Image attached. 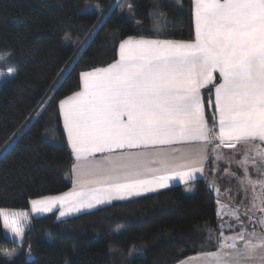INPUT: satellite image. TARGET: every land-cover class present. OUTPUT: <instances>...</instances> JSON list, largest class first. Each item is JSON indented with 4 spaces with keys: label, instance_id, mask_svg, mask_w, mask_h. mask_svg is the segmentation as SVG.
Instances as JSON below:
<instances>
[{
    "label": "trees",
    "instance_id": "16d2710c",
    "mask_svg": "<svg viewBox=\"0 0 264 264\" xmlns=\"http://www.w3.org/2000/svg\"><path fill=\"white\" fill-rule=\"evenodd\" d=\"M116 1L0 0V212L28 213L22 239L0 215V264H175L215 244L200 247L218 224L204 179L190 195L176 185L63 220L32 213L31 200L72 186L60 102L79 90L81 73L115 61L133 35L194 38L192 0H162L159 9L154 0H124L139 23ZM11 248L20 255L3 260Z\"/></svg>",
    "mask_w": 264,
    "mask_h": 264
},
{
    "label": "snow or ice",
    "instance_id": "6c2138e0",
    "mask_svg": "<svg viewBox=\"0 0 264 264\" xmlns=\"http://www.w3.org/2000/svg\"><path fill=\"white\" fill-rule=\"evenodd\" d=\"M160 6L154 0L153 7ZM194 18V40L128 37L119 43L114 62L82 73V88L60 102L79 162L73 165L77 187L32 200L33 213H49L59 204L65 216L167 188L176 178L187 182L204 171L206 148L199 159H189L165 146L218 141L216 148H235L264 142V0H194ZM209 84L214 99L210 96L208 104L215 107L211 127L201 91ZM256 157L238 161L244 169L241 183L247 181L254 192L264 184V152ZM249 165L257 171L255 180ZM259 199L264 212V193ZM0 215L4 228L22 239L28 213ZM234 215L239 231L225 237L209 230L200 247L215 241L216 250L202 251L187 264H256L258 258L264 264V220L249 230L239 213Z\"/></svg>",
    "mask_w": 264,
    "mask_h": 264
},
{
    "label": "crops",
    "instance_id": "0c3cea01",
    "mask_svg": "<svg viewBox=\"0 0 264 264\" xmlns=\"http://www.w3.org/2000/svg\"><path fill=\"white\" fill-rule=\"evenodd\" d=\"M192 11H193V28H194V38H195L194 0H192ZM141 36L143 35H133L130 37L139 38ZM143 37L152 38V39H162V40H165V39L166 40H176V41L194 40V38L188 40V39H172V38L149 37V36H143ZM117 58H118V55H117ZM102 67H105V66H102ZM87 71H90V70H87ZM82 73H81V87L79 88V90L82 88ZM214 83L215 84L220 83V77L218 74L216 75V80L214 81ZM201 91L204 97L205 114L209 121V116H210L209 114L215 111L214 105L209 106L208 104V99L210 96L212 99H214V86L213 84H209L205 88H203ZM60 112H61V120H62V125H63V109L61 107H60ZM210 125L211 124L209 122V126ZM64 131H65L68 144L71 148V143L68 140L66 128H64ZM217 143L219 142L213 141L208 144H203L201 142H186V143L174 144L171 146H165V149L169 151H171L172 149H179L180 152L186 157H188L189 159H199V157L204 154L202 150L205 148L207 149V160L204 161L203 163L204 171L202 173H199V172L196 173L195 179L184 182V181H181L180 178H176L175 180L170 182L167 188L158 189L155 192L142 193L139 196L128 197L123 200H112L104 204L96 205L94 208H84V209H81L79 212H69L65 216H60L61 208L59 204L55 208H53L51 212H54V211L57 212V220H63V219H67L69 217L76 216L82 213L97 210L101 207L111 205L115 202L128 201V200L136 199V198L148 195V194H155V193H158L160 191H163L165 189H168L176 185H182L185 192L190 195L192 192L191 183H193L197 179H204L209 183V186L216 197V206H217V223H218L217 228L215 229L211 228L209 230H211L215 235H219L222 232L225 237L232 236L234 234L233 230L239 231V229H231L227 227V225L238 223L234 215V213H237V212L240 215V219L244 221L245 224H247V226L249 227V230H251L253 224H255L257 229H259L260 227L259 221L264 220V212H261L259 210L262 206L259 196L261 193H264V184L257 185L255 188V192H254L251 185L245 182L242 184L240 183V181L237 180V178H240L242 175H244V169L238 164V161L244 159L245 155H247V158L249 160L259 159L258 157L256 158V153L264 152V142H260L259 140H257L255 142H249L246 145L237 144L235 148H229L226 145H221L219 148H216ZM71 151H72V148H71ZM233 151H238V152L233 153L234 158L232 157ZM72 154L74 157L73 165L78 164L79 162L76 160L73 151H72ZM217 155L220 157L219 159L216 158ZM96 158L100 159L101 154H96ZM261 167H264V166H261ZM248 171L252 175V178L254 180L258 178L257 171L254 170L250 165L248 166ZM76 179H77L76 171L74 167H72V186L68 190L62 193L47 195L43 197L57 196V195H61V194L72 191L74 188L77 187L75 183ZM31 210H32V205H31ZM246 212H247V215H245ZM33 214L35 216H42L48 213H33ZM208 240H209V232H208ZM215 250L216 249L214 245H210L209 247H207L206 249L202 251L210 252V251H215ZM197 254L181 259L175 264H187L188 258L194 257ZM256 264H259V258L257 259Z\"/></svg>",
    "mask_w": 264,
    "mask_h": 264
},
{
    "label": "rangeland",
    "instance_id": "374dc122",
    "mask_svg": "<svg viewBox=\"0 0 264 264\" xmlns=\"http://www.w3.org/2000/svg\"><path fill=\"white\" fill-rule=\"evenodd\" d=\"M158 2L160 3V2H162V0H158ZM116 3H120L121 4V11L123 12V11H125L126 12V19L127 20H129V21H134V22H137L136 21V18H135V16H134V12H133V10H132V8H131V10L129 9V5H131V4H125V2H124V0H117L116 1ZM90 8H91V6H90V4L89 5H87L86 7H85V11H87L88 9L90 10ZM161 20V17H159V15H158V19H157V21L158 22H162V21H160ZM145 30V29H144ZM234 152H238V151H233L232 152V157H233V153ZM234 158V157H233ZM257 158V157H256ZM230 159H232V158H230ZM243 177V175L240 177V178H237V180L238 181H240V183H241V178ZM245 183H247V181H245ZM232 225H235L236 226V228L235 229H239V224L237 223V224H232ZM227 227H228V225H227ZM233 231H236V230H233ZM229 232V231H228ZM6 253H12L13 255L11 256V258H9L7 255H6ZM20 253H21V249L20 248H11V249H5V250H3L2 252H1V257H2V259L3 260H6V261H12V260H14V259H16L19 255H20ZM33 258V256L32 255H28V259H32Z\"/></svg>",
    "mask_w": 264,
    "mask_h": 264
}]
</instances>
